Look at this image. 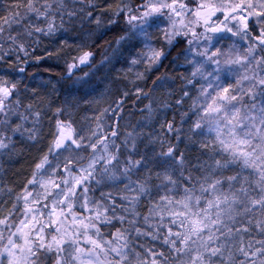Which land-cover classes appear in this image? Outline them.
<instances>
[{"label": "snow or ice", "instance_id": "snow-or-ice-1", "mask_svg": "<svg viewBox=\"0 0 264 264\" xmlns=\"http://www.w3.org/2000/svg\"><path fill=\"white\" fill-rule=\"evenodd\" d=\"M113 29L100 66L126 53L127 70L98 98L57 106L25 86L24 103L0 76V154L40 153L0 189V264H264V0H2L0 63L24 73L59 33L44 51L86 89ZM130 99L148 102L126 121Z\"/></svg>", "mask_w": 264, "mask_h": 264}, {"label": "trees", "instance_id": "trees-1", "mask_svg": "<svg viewBox=\"0 0 264 264\" xmlns=\"http://www.w3.org/2000/svg\"><path fill=\"white\" fill-rule=\"evenodd\" d=\"M2 2V0H0ZM103 2V0H101ZM116 0H107V3L114 4ZM119 34V29H113L112 31H109L103 35L102 38H99L96 44V47L93 49L97 55H96V62L98 63L100 59L104 57L107 52H111L112 49L109 47V44H111L116 36ZM59 33L57 34V37L55 38H46L42 41V43L38 46L37 55H43L45 59L40 62L39 64H36L34 60H29L30 66H25L26 71L24 73H17V71H12L8 67L7 64L0 63V76H3L6 72L10 73L15 78L20 75L19 79L21 81L20 89H21V98L24 100V103H27L28 100L25 99V96L31 97V91H28L25 93V86H27V89L32 90L35 89V91L38 93L40 97L50 98L55 101V105L60 104V98L61 95H64L63 99L71 100L72 95L79 99L82 96L87 95L89 97H93L96 94H98L99 87L103 84H105V90L107 89L109 85V78L107 76V73L104 72V67H100L99 71L96 72L95 76L92 78L91 86L86 89H79L78 87H74L70 82H67L61 77L63 76L65 72V62H64V53L60 54V58H57V56H53L49 58L47 56V52L44 51L45 48L48 49V51L55 52L57 48H59ZM71 42V41H70ZM183 47V45L181 46ZM75 54V53H73ZM173 56L176 55V52L174 51L172 53ZM12 59L14 60L15 57L13 56ZM169 60H171V57H169ZM96 63V64H97ZM119 61H117V64ZM169 64V61H165V68H161L160 72L163 73L165 71L171 72L172 69L167 67ZM21 64L20 66H22ZM8 69L10 71H8ZM99 74H102L99 76ZM159 74V73H157ZM106 76V77H105ZM155 77L153 76V79ZM55 79H59L61 82L56 81ZM54 80V81H53ZM105 80V82H103ZM55 82V83H54ZM56 82L59 83V85H56ZM102 83V84H101ZM53 86L55 87V91H53ZM145 91H149L152 89V83L149 79L146 84L143 85ZM146 104V100L143 101V103L136 102L133 104V101L130 99L126 102V121L128 119L127 117V111L137 112V110L143 105ZM54 110V109H53ZM51 113H49V116H46L43 120V130L44 133L48 132L49 129V119H50ZM139 119L138 114L134 117H131V122L135 123L136 120ZM148 129H145L147 131ZM24 146L18 147L17 150L20 153L19 155H16L12 158L14 161L13 163L8 164V170L11 174L12 171H19L22 175V172L26 173L27 165L30 160L31 155L33 152H36L38 149L36 147H31L28 144H23ZM6 166V167H7ZM7 179V177H6Z\"/></svg>", "mask_w": 264, "mask_h": 264}, {"label": "rangeland", "instance_id": "rangeland-1", "mask_svg": "<svg viewBox=\"0 0 264 264\" xmlns=\"http://www.w3.org/2000/svg\"><path fill=\"white\" fill-rule=\"evenodd\" d=\"M106 55L111 56L112 51L107 52ZM126 55L127 54L125 53L124 56H126ZM124 56H121V57H118L117 59H114L112 65H107L104 67L105 72L107 73L109 80H111L112 77L117 76V75H120L121 77H123L124 72H126V70H127V64H126ZM117 61H119L118 64H117ZM85 70H87V69H85ZM17 73H19V72L17 71ZM19 76L20 75H18L16 77V79H19L20 78ZM130 78H131V76H130ZM103 82H105V80ZM103 86H105V84ZM105 92H106V90H105ZM101 94L102 93H98L89 99L98 98ZM71 98L76 99L73 95ZM59 100L61 103L65 99L60 98ZM147 102L148 101L146 100V103ZM57 106H58V104H57ZM104 106H107V105L105 104ZM85 107L86 106H85L84 102H82L81 108L78 111L73 112V118L77 122V127L86 126L87 122L83 118L85 116H88L90 118L93 115V112L91 110L85 112L84 111ZM46 142L47 141L45 140L44 143H46ZM39 155H40V153L38 150L36 152H33V154L30 157V160L28 162V165H27L28 170L26 171V173L22 172V175H21V173L19 171H12V170H11V174H10L7 165L10 163H13L14 161L12 160V158L9 159L7 156L0 154V189H6V186H7V187H14L18 190L19 187L24 183L25 179L31 175L32 168L34 167V162L37 160ZM6 177H7V179H6ZM5 200L8 201L7 204L4 203ZM10 207H11V200H9V198L4 194L3 191H0V216H2Z\"/></svg>", "mask_w": 264, "mask_h": 264}, {"label": "bare ground", "instance_id": "bare-ground-1", "mask_svg": "<svg viewBox=\"0 0 264 264\" xmlns=\"http://www.w3.org/2000/svg\"><path fill=\"white\" fill-rule=\"evenodd\" d=\"M103 59V58H102ZM102 59H100L99 60V62L97 63V65H99V69H100V67H102V66H100V61L102 60ZM21 67H25V65H22ZM8 71H10L9 69H8ZM104 72H105V70H104ZM77 75H82V73H77ZM102 74H99V76H101ZM153 78V77H152ZM56 81H59V82H61L59 79H55ZM151 80V79H150ZM54 81V80H53ZM55 83V82H54ZM146 84V83H145ZM56 85H59V83H57L56 82ZM152 88H153V85L151 86ZM98 93H105V86H103V85H101L100 87H99V90H98ZM63 97H65L64 95H61V98L63 99ZM88 97V96H87ZM89 98H91V97H89ZM88 98V99H89ZM77 99V98H76ZM83 101H81V103H82ZM21 146H24L23 144H20V143H18L17 144V148L18 147H21Z\"/></svg>", "mask_w": 264, "mask_h": 264}]
</instances>
